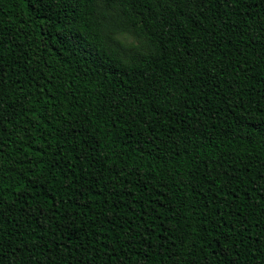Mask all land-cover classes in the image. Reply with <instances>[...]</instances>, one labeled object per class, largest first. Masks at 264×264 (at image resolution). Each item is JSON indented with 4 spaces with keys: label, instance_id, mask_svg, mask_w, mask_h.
<instances>
[{
    "label": "trees",
    "instance_id": "1",
    "mask_svg": "<svg viewBox=\"0 0 264 264\" xmlns=\"http://www.w3.org/2000/svg\"><path fill=\"white\" fill-rule=\"evenodd\" d=\"M0 264H264V0H0Z\"/></svg>",
    "mask_w": 264,
    "mask_h": 264
}]
</instances>
